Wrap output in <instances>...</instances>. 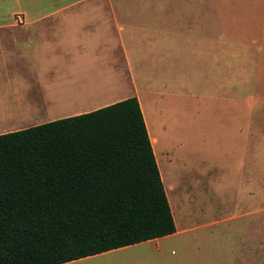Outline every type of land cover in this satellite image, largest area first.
<instances>
[{"label": "crops", "instance_id": "obj_1", "mask_svg": "<svg viewBox=\"0 0 264 264\" xmlns=\"http://www.w3.org/2000/svg\"><path fill=\"white\" fill-rule=\"evenodd\" d=\"M217 5L234 6L236 13L255 12L251 8L238 11L242 3L217 4L213 0H0V134L90 112L136 96L176 222L175 233L189 229L186 221L193 214L204 212L203 207L191 208L190 201L170 194L160 148L172 165L174 159L189 157L184 120L189 116L190 96L186 88L190 81L188 73L183 72L184 51L175 47L197 50L194 64L202 68V78L193 84L202 86L203 94L193 97L195 101L203 106L217 100V96L211 95L215 88L205 87L207 83L217 84ZM261 5L263 9L257 13L264 21V0ZM261 37L264 45V30ZM256 53L222 55L231 60L232 85L252 84L255 72L262 70L255 57L264 58V51L262 56ZM255 100L252 96L247 102ZM245 118L248 123V115ZM252 127L249 123V127L240 126L237 131L245 147L250 144ZM252 164L253 160L246 158L224 159L219 164L217 197H221L218 182L224 176L230 180V191L240 189V196H233L234 191L230 194V210L237 212L224 219L244 220L255 211L251 204L253 182L239 184L233 180L237 172H251L247 167ZM170 189L174 190L173 184ZM197 196L205 195L201 191ZM221 205L220 200L217 206ZM196 226L199 225L191 227ZM164 237L136 244L160 242ZM136 244L60 264H79ZM241 247L236 264H264V240L258 252L253 248L259 247V243L245 240ZM143 251L145 254L146 249ZM142 253L129 257L126 264H179ZM208 262L217 264V244Z\"/></svg>", "mask_w": 264, "mask_h": 264}, {"label": "trees", "instance_id": "obj_2", "mask_svg": "<svg viewBox=\"0 0 264 264\" xmlns=\"http://www.w3.org/2000/svg\"><path fill=\"white\" fill-rule=\"evenodd\" d=\"M176 230L136 96L0 134V264H60Z\"/></svg>", "mask_w": 264, "mask_h": 264}, {"label": "rangeland", "instance_id": "obj_3", "mask_svg": "<svg viewBox=\"0 0 264 264\" xmlns=\"http://www.w3.org/2000/svg\"><path fill=\"white\" fill-rule=\"evenodd\" d=\"M213 1L217 4L242 3L244 5L238 6V11L241 8H251L255 12L236 13L233 11L236 8L234 6L217 5V84L205 85L206 88H215V94L211 93L217 96L214 102L199 106L193 98L203 94L202 86L193 84L202 78V68L194 64L198 57L197 50L185 49L182 45L175 47L184 51L186 62L183 72L186 75L188 73L190 81L186 88L190 96L189 116L184 120V125L188 128L184 137L188 138L189 157L174 159L172 165L160 148V160L167 171L170 194L190 201L191 208L203 207L204 212L193 214L186 221L189 229L166 236L160 242H143L128 250L103 254L79 264H126L129 257L137 255V252L141 254L143 249H146L145 254L148 256H161L173 262L178 261L179 264H208L216 244L217 264H236V257L241 255V244L245 240L248 243H259V247L253 249H257V252L261 250V240H264V58L261 59L258 55L255 57V61L261 62L262 70L255 72L257 76L255 75L252 82L254 84L237 86L231 84V60L223 59L222 55L244 51L263 55L261 36L264 21L262 15L257 13L263 9V5L262 0ZM252 96L256 100L247 102ZM245 115H248V123ZM249 123L253 130L250 144L245 147L244 142H240L241 134H237V131L240 126L249 127ZM230 158L253 160V166L247 167L251 172L240 171L233 176V180H237L239 184L252 181L255 187L251 203L255 211L244 220L224 219L237 212L230 210V194L234 190L230 191L231 183L225 176L223 181L218 182L221 186V197H217L219 164ZM171 184L174 185V190L170 189ZM201 191L204 197L197 196ZM234 192L236 193L233 196H240L239 187ZM220 200L222 205L217 206ZM197 224L199 226L191 227Z\"/></svg>", "mask_w": 264, "mask_h": 264}]
</instances>
